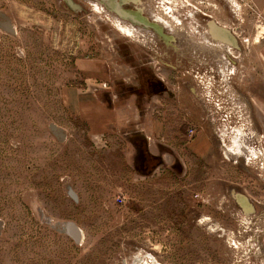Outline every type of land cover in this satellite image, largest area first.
Listing matches in <instances>:
<instances>
[{"label":"rangeland","instance_id":"rangeland-1","mask_svg":"<svg viewBox=\"0 0 264 264\" xmlns=\"http://www.w3.org/2000/svg\"><path fill=\"white\" fill-rule=\"evenodd\" d=\"M118 1L173 38L113 0H0V264H264V0Z\"/></svg>","mask_w":264,"mask_h":264},{"label":"crops","instance_id":"crops-1","mask_svg":"<svg viewBox=\"0 0 264 264\" xmlns=\"http://www.w3.org/2000/svg\"><path fill=\"white\" fill-rule=\"evenodd\" d=\"M98 91H95V94L97 95ZM95 94L92 95L95 97ZM101 95V94H100ZM99 98H97L98 100H96L95 98L93 99V97L90 96L89 100H87V95L82 96V101H79L77 103H79L80 105H83L84 109H82V112L85 114V119L87 118V120L92 124V126H96L98 124L97 127H117L119 124H121V121L119 120L120 116L119 114H121L123 116V111L122 109H120L119 107L110 104V102H107L103 96H100ZM98 96V95H97ZM77 97H81V95L78 94ZM83 102V103H81ZM99 107V111L96 112L95 107ZM134 106V105H133ZM140 105H138L139 108V113L138 115H140ZM132 109H134V107H131ZM115 115L116 118L112 119V121L114 123H111V116ZM136 117L131 118V122L135 120ZM99 123H101V126H99ZM117 125V126H116ZM141 125V124H140ZM143 127L145 129H149L151 127H149V125L143 124ZM149 127V128H148ZM109 129V128H107ZM146 136L152 137V134L147 133ZM203 143L204 140H203Z\"/></svg>","mask_w":264,"mask_h":264},{"label":"water","instance_id":"water-1","mask_svg":"<svg viewBox=\"0 0 264 264\" xmlns=\"http://www.w3.org/2000/svg\"><path fill=\"white\" fill-rule=\"evenodd\" d=\"M113 1H114V3L111 5V8L119 16L123 17L124 19H128L133 24L137 23V24L143 25L144 27H152L155 31L158 32V34H160V36L168 39L166 37L167 34H165V32L163 31V27H161L159 24H155L151 20H149V18L147 16H145L141 10H133V11L131 10L130 11V10L124 9L118 0H113ZM214 29L215 30L212 31L214 36L218 37L219 35L220 36L222 35V37L224 38V36L229 35L227 32V29H224L223 27H215ZM68 227H69L70 232L77 237L78 230L76 229L74 224L68 223Z\"/></svg>","mask_w":264,"mask_h":264},{"label":"flooded vegetation","instance_id":"flooded-vegetation-1","mask_svg":"<svg viewBox=\"0 0 264 264\" xmlns=\"http://www.w3.org/2000/svg\"><path fill=\"white\" fill-rule=\"evenodd\" d=\"M137 1V0H136ZM136 10H140L139 8H137ZM142 13L144 14V12L142 11ZM145 15V14H144ZM145 16H147V15H145ZM148 17V16H147ZM149 18V20H152V18L151 17H148ZM169 34H170V32H169ZM168 35V34H167ZM170 36V35H169ZM162 37V36H161ZM173 38V36H172V34H171V37L170 38H168V41H167V39L165 38H162V39H164V41L162 42V43H167V42H169V40H171ZM160 42V41H159ZM173 48H175V47H173ZM219 51V50H218ZM218 51L217 50H213V53L215 54V55H218ZM224 53H226V52H222V56H220V59H219V56H218V59L219 60H221V61H224V59H222L223 57H224ZM159 54V53H158ZM160 56H162V57H165L166 59H170L171 57L169 56V52L168 51H163V49H162V53H160L159 54ZM159 56V57H160ZM163 63H166V64H169L168 62H166V61H163ZM159 68L158 67H156L155 66V68H154V70H153V76H152V78H150V79H147L146 80V85L150 88V93H151V95H159V94H161V93H168V91H169V88L166 86V85H164L163 83H161V77H160V74L157 72V70H158ZM136 88V87H135ZM137 91H139L140 92V90L139 89H136Z\"/></svg>","mask_w":264,"mask_h":264},{"label":"bare ground","instance_id":"bare-ground-1","mask_svg":"<svg viewBox=\"0 0 264 264\" xmlns=\"http://www.w3.org/2000/svg\"><path fill=\"white\" fill-rule=\"evenodd\" d=\"M95 5H96V8L97 9H100L101 7L99 6V5H97L96 3H95ZM163 6V5H162ZM170 7V6H169ZM169 9V8H168ZM153 21L154 22H156V23H158V24H160V25H162V26H171L170 28H173L172 27V25L169 23V20L165 17V15L164 14H161L159 11H157V13H155L154 14V17H153ZM152 21V22H153ZM121 22V21H120ZM121 27H123V28H126V29H128L129 30V25L128 24H119ZM128 27H127V26ZM175 28H173V30L172 31H170V33H173L175 30H174ZM212 43V42H211ZM216 43H218V42H214V44H209V43H205L208 47H210V48H213L214 46L213 45H215ZM219 46V45H218ZM229 47V46H228ZM229 49V48H228Z\"/></svg>","mask_w":264,"mask_h":264}]
</instances>
